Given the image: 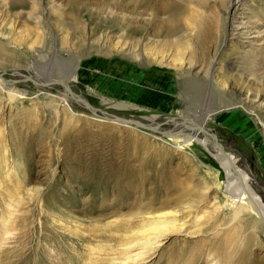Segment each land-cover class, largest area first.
I'll use <instances>...</instances> for the list:
<instances>
[{
    "label": "rangeland",
    "instance_id": "rangeland-1",
    "mask_svg": "<svg viewBox=\"0 0 264 264\" xmlns=\"http://www.w3.org/2000/svg\"><path fill=\"white\" fill-rule=\"evenodd\" d=\"M133 1L41 0L47 13L32 0H0L1 82L29 89L12 103L0 88V222L8 224L5 234L0 230V264H213L207 254L218 247L223 255L214 264H264V237L251 230L257 220L245 214L233 220L222 189L226 173L194 139V125L170 139L105 118L144 125L153 118L151 125L163 130L179 124L154 125L156 119L181 118L200 128L204 121L199 137L238 151L264 184V0H203L219 27L207 46L188 39L192 58L177 42L186 37L181 17L193 3L174 0L168 10L145 11ZM231 3L237 4L227 13ZM170 23L177 31L167 32ZM126 40L142 60L124 52ZM31 44L41 52L28 51ZM215 46L219 64L212 66ZM21 75L75 79V97L68 92L73 104ZM164 201L183 209L174 216L178 226L155 245L133 243L126 250L140 253L125 263L123 244L141 238L133 235L141 224L131 223V232L119 226L130 224V213Z\"/></svg>",
    "mask_w": 264,
    "mask_h": 264
},
{
    "label": "bare ground",
    "instance_id": "bare-ground-1",
    "mask_svg": "<svg viewBox=\"0 0 264 264\" xmlns=\"http://www.w3.org/2000/svg\"><path fill=\"white\" fill-rule=\"evenodd\" d=\"M135 1H133V2H135ZM139 1L141 2V4L143 3L145 11L153 10V8L156 9L159 7L162 8V11H165V10H168L170 8V6L173 7V3H175L174 0H139ZM186 1H187V3H193V5L191 6L188 14L186 16L184 15L181 17V20L185 22L184 26L186 27V30H185L186 31V34H185L186 37L179 38L178 39L179 41L177 40L178 41L177 43H179L178 44L179 45V47H178L179 51H183L184 48L187 50L189 49L190 50L189 51L190 57L192 58L195 55H194L193 49L191 50L192 45L189 44L188 39H190V40L194 39L197 43L200 42L201 46H204V45L207 46L212 40L216 39V31L218 30V27H219L216 25V23L218 22V16L214 12L211 13L208 11V9L206 8V5H205L206 1H203V0L202 1L201 0H182L183 3H186ZM220 1L222 2V0H220ZM235 4H237V3H235ZM235 4L234 3L229 4L226 12L228 13V10L232 6H234ZM31 5L36 6L37 9L42 8L43 10L47 11V13H48V8L44 4H42L41 0H32ZM134 6H135V4H134ZM34 9H35V7H34ZM116 23H117V25H119V22H116ZM166 28H167V32H169V33L174 28L176 29V31L178 29L177 27H174L173 25H171V23L167 24ZM214 29H216V30L214 31ZM143 32L144 33L142 34V36L145 35V33H146L145 30ZM169 33H167V34H169ZM260 33H262V32H260ZM242 35H243L242 33H239V34L237 33L236 39H238V41H242ZM259 36H260V34H259ZM135 39H136V37H135ZM263 39H264V37H263ZM127 40L124 43V45H125L124 52L127 55L131 56L132 53L135 52V51H133L135 45L131 41L129 44V42ZM143 40L146 41V39H143ZM139 41H142V40L140 39V40L135 41V42L140 46V45H142L143 41L142 42H139ZM105 43H106V40H105V42L103 41V46L105 45ZM262 43H264V42H262ZM31 46H33V45L31 44L29 47H27L28 51L34 52L36 54L41 52L40 49H36V48L33 49ZM203 53L204 54L207 53V49H203ZM134 54L136 55V57H135L136 59L142 60L140 52L139 53L135 52ZM177 56H178L179 60L182 58L180 56V54H178ZM218 56H219V46L216 47L214 54H213V57H211V59L214 60L213 64H211L212 66L219 64V62H217ZM39 57H41V54L39 55ZM107 58L108 59L111 58V54L108 55ZM189 60L187 61V62H189V67L186 66V67H188L186 69V72H188L190 74V70L192 69L191 67H193V61L191 64V62ZM160 63H162V62H160ZM4 72L6 73V70ZM23 72H24V70H23ZM15 73L17 74V72H15ZM198 74H199V71H198ZM1 76H2V74H1ZM21 76H22V78L26 77V75L25 76L21 75ZM1 80H2V78L0 77V88H2V90L6 91L7 100L9 102L10 101H13L12 103L17 102L19 99H22L24 97L22 95H26V93L29 90L27 87L25 89L23 88L22 90H20V88L5 87L4 83L1 82ZM70 80L68 77L66 78V81L59 80V79L53 80V78L50 77V78H45L42 80H35V81L41 85V87H39V88H41L40 91H42L44 93H46V92L51 93L50 90H53V89L57 90L60 93H57L56 100H59L60 103L65 105V106H67V105L71 106L73 104L71 97H73V98L75 97L71 91V89L73 87V85H71V83H74L75 79H73L71 81ZM193 90H194V86H192L189 81H186L185 82V92L186 93L187 92L192 93ZM68 91L71 92L70 93L71 97H70ZM231 108H235V106L229 107V109H231ZM220 112L221 111H218L216 113H220ZM212 114H215V113L209 112L210 116ZM119 118L121 120H129V119L121 118V117H119ZM107 119L112 120V121L115 120L114 118H107ZM169 119L173 120L172 123L179 124L178 128H176V129L170 128V129L163 130L160 126L151 125L153 118L149 122H146V125H144L143 122L142 123H140L138 121L137 122L141 126H145L147 128H151V129H155V130L158 129L159 134H162V135L166 134V135H168V137L170 139H173L171 136L172 133H175V132L177 133L178 131L185 132L184 129L188 125H194V127H196L195 129H197L200 134L201 133L204 134V128H206V126H205L206 123L204 121L202 123L201 128L199 126H197L196 124L187 122V120H182L181 118H177V119L176 118H165V119L163 118V119H158V120L156 119V122L154 125H160V123L167 122V121H169ZM118 123L126 124L125 122H118ZM190 127H193V126H190ZM199 133H197L195 135L196 137L195 138L193 137V138L195 140H197L201 146L205 147L209 151L211 156H213L215 158V160L219 163V165L221 166L223 171L226 173V177H227L226 185L224 186V183H222L223 187L221 185H219L218 188L222 187V189L225 190V193L226 192L228 193L227 198L229 199V202H228L227 206L229 209H233L232 210L233 220H235V221L237 219L239 220V218H241L243 214L254 217L257 220V222H255V224L252 222V224H254V225L251 224V230L255 234L259 233V235H262L264 237V197L260 196L258 194L257 189H256L257 187L258 188L264 187V184L259 182L252 174L249 173L248 167L244 163L243 159L240 158V156H238L237 154H235V150L233 148H229V149L223 148L222 149L218 145L216 147L214 146V148H213V146L206 144L207 142L203 141L204 139H201L199 137ZM191 139L192 138H190L184 142L182 141L183 143H178L177 146H180V145L186 146L185 144L190 143ZM174 141L175 140H173V142ZM184 146H182V147H184ZM177 148H179V147H177ZM181 149L183 150V148H181ZM242 164H243V166H242ZM6 176H7V170H6V172H4L3 177H6ZM6 195H7L8 201H9L10 199L13 198L14 193L10 190H7ZM169 204L170 203L164 201V202H160L159 206H157L156 208H149L148 207L147 209H145V211H142L143 208L140 207L142 209L137 210V213H130V214H132L130 217V219H131V222H129L130 224L123 223L121 226H119V228L123 232L124 231L125 232H131V227H132L131 223L133 224V222L134 223L138 222L141 224L140 230L135 232L136 234L133 233V235H138L141 238L138 239L137 241H134V242L131 241V242H127V243L123 244L125 246L124 251H127L126 249H128L130 247H132V248L135 247L134 244L135 243L137 244L138 242H140V240H144V243L148 246H150L152 244L155 245L159 241L162 234H168V233H170V230L174 229L175 226H178L176 223L177 220L174 219V216H176L177 213L182 214L183 209L177 208V207H169ZM186 208H191V207L189 206ZM256 220H254V221H256ZM7 225H8L7 219H2L0 222V230L3 231L4 234L7 232V227H8ZM141 242L143 243V241H141ZM143 249H146V246H145V248L143 247ZM91 252L94 253V252H100V251L99 250L94 251V249H91ZM138 253H140V252H138ZM138 253H137V255L133 256V255H130V253L128 251L123 252V255H126V257H124L125 263H127V261H130V260H131L130 263L135 262L137 259L136 256H138ZM35 255H36V253H35ZM221 255H223V251L220 247H218V248L210 249L208 254H207V257L210 258L211 262L214 264V263H217V261H219L218 259L221 258ZM133 257H136V258H133Z\"/></svg>",
    "mask_w": 264,
    "mask_h": 264
},
{
    "label": "water",
    "instance_id": "water-1",
    "mask_svg": "<svg viewBox=\"0 0 264 264\" xmlns=\"http://www.w3.org/2000/svg\"><path fill=\"white\" fill-rule=\"evenodd\" d=\"M8 71H10V70H8ZM26 78L29 79L32 82L35 81V80H33L32 78H30L28 76ZM69 93H71V92H69ZM84 103L87 105L88 108H90V110H92L93 112L96 111V109L91 107L88 103H86V102H84ZM101 113L105 114L103 111ZM105 118H114L115 119L114 121H116V122H125L126 124H130V125H134V126H138V127H145V126L139 125V123L137 121H134V120H121L118 116H114V115L106 116ZM235 154H237L238 156H240V158H242V155L236 150H235ZM249 173H250V171H249ZM260 189L264 190V187H260Z\"/></svg>",
    "mask_w": 264,
    "mask_h": 264
},
{
    "label": "built area",
    "instance_id": "built-area-1",
    "mask_svg": "<svg viewBox=\"0 0 264 264\" xmlns=\"http://www.w3.org/2000/svg\"><path fill=\"white\" fill-rule=\"evenodd\" d=\"M261 138H262V142L264 143V128H262L261 130Z\"/></svg>",
    "mask_w": 264,
    "mask_h": 264
}]
</instances>
